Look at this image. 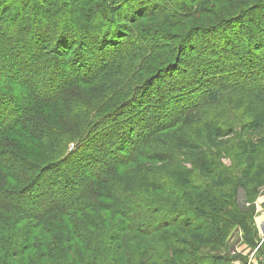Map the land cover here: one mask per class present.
<instances>
[{
	"label": "trees",
	"instance_id": "obj_1",
	"mask_svg": "<svg viewBox=\"0 0 264 264\" xmlns=\"http://www.w3.org/2000/svg\"><path fill=\"white\" fill-rule=\"evenodd\" d=\"M73 1L0 0V264L245 262L222 251L228 229L258 243L264 139L233 152L232 194L183 166L161 180L150 163L191 122L222 138L233 123L212 113L232 92L254 100L261 132L264 0H220L208 15L184 0ZM121 78L128 88L95 107L80 99Z\"/></svg>",
	"mask_w": 264,
	"mask_h": 264
},
{
	"label": "rangeland",
	"instance_id": "obj_2",
	"mask_svg": "<svg viewBox=\"0 0 264 264\" xmlns=\"http://www.w3.org/2000/svg\"><path fill=\"white\" fill-rule=\"evenodd\" d=\"M70 4L74 5L77 1L68 0ZM180 2V0H176ZM193 1V0H192ZM191 0H184V3H187L189 8H195L198 12L200 11L203 15H208L210 13V10H214L218 6V2L220 0H200L198 3H192ZM223 1V0H222ZM81 3V1H79ZM220 3V2H219ZM75 6V5H74ZM197 7V8H196ZM253 16L256 18L254 21L258 22L264 18V16L253 13ZM249 21L245 22V25H248ZM264 25V23H263ZM233 30V29H232ZM230 29V31H232ZM176 33H179V30H174ZM176 42V41H175ZM174 42V43H175ZM230 48V47H228ZM2 77V76H1ZM106 92L103 94L102 91H100L101 88L98 90L96 89H89L87 92H83L82 97L80 98L87 104L88 106L95 107V105L98 103V101L105 97H110L113 95V93L117 90L122 91L123 89H127L129 86V80L121 78L119 81H114L110 85L106 83ZM80 97V95H79ZM252 100L250 97L246 95H242L241 93L236 92L235 94L232 92V94L226 95L218 105L215 106L214 111L212 114L220 115L221 117L225 116L226 119H229L233 124V128L226 130L223 134H220L222 138H219V135H214L212 132L207 130L206 127L198 123L199 121L191 122L185 127V132L188 133V136L185 138L184 145H181V143L176 140L177 136L175 137V141H177V145L174 143L171 144V150L167 149V152L165 154H161L162 156L156 161V163H150V165L154 166L156 170L158 171V175L160 176L161 180L163 177L169 175V171H174L176 174H179L180 166L185 167L188 172H190L191 176L195 180L198 181V184L200 186H210L211 192H219L221 195L223 193H233V187L236 183V170H238V162L240 161L237 159L236 154H233V152L237 151L240 152L244 149V146H247L248 143H253L255 145L260 144L264 139V119L258 120L257 124H259L258 127H260V133H252L250 132V122L251 117L253 114H256V111L252 107ZM261 106L264 107V100L260 101ZM99 106V105H98ZM97 108V107H96ZM94 108V109H96ZM245 124L247 125V129H244ZM68 126V125H67ZM69 129V126L66 127V129ZM176 129L172 132V134L175 135ZM182 131L177 132L178 134H181ZM183 133V132H182ZM170 131L161 135L162 139L166 138V135H170ZM177 134V135H178ZM230 134V136H228ZM165 135V136H164ZM165 137V138H164ZM168 137V136H167ZM174 139L170 138L169 140ZM37 156H41V152H37ZM209 158H214L216 160L215 166L210 165ZM180 177H177L175 179H172L174 181H177V185H181L178 180ZM227 178V180H226ZM222 179H225L223 182ZM171 181V180H169ZM223 182V183H222ZM174 191H173V203L176 205H186L189 200H182L180 197L181 192L173 185ZM181 190L186 191V188L179 187ZM202 189V188H201ZM241 193L236 192L235 196L240 198V202L242 201L243 207H251V204L253 206L256 205V202L252 203V200L249 201V203H245L244 196H240ZM263 194V193H262ZM192 200L194 203L199 205V193L192 194ZM257 201V200H256ZM200 206V205H199ZM204 207V206H202ZM216 208V205H214ZM205 208V207H204ZM222 208V206H221ZM252 209V208H251ZM256 210L254 211L255 215ZM253 215V217H254ZM116 222L114 221V224ZM255 224V220H254ZM9 225V224H7ZM12 225L8 226L9 228ZM256 227V224H255ZM15 228H17L15 226ZM19 228V226H18ZM21 229H24L23 226L20 227ZM122 228V226H121ZM257 230V228H256ZM259 232V231H257ZM227 248L225 251H222L223 253L228 252L232 256L235 255H242L246 261H236L237 264H252L254 263V260L256 259V253H258L259 250L252 249L254 246L247 240L245 243L247 248L244 249H252V258L254 256L255 259L250 261V257L247 256V253H245L240 247V245H237L238 238L240 241L243 239H240L242 235L244 234L242 230H236V229H228L227 230ZM120 235V234H119ZM125 233L123 234V236ZM247 238V235H243ZM236 240V243H235ZM258 241L259 240V234H258ZM54 244V243H53ZM133 243H129V245L132 246ZM243 243L241 242V245ZM264 246V243L263 245ZM257 248V245H256ZM242 253H241V252ZM249 251V252H251ZM235 263V262H234Z\"/></svg>",
	"mask_w": 264,
	"mask_h": 264
},
{
	"label": "crops",
	"instance_id": "obj_3",
	"mask_svg": "<svg viewBox=\"0 0 264 264\" xmlns=\"http://www.w3.org/2000/svg\"><path fill=\"white\" fill-rule=\"evenodd\" d=\"M254 207H255L254 210H256L255 215H254V220H255L256 226H258V228L260 230L259 236H261V239H262V237H263L262 233H264V193L259 196V198L256 201V205ZM240 239H242V237H240ZM236 240H237V245H240V247H242L243 248L242 250L244 251V249L247 248V246H244V245H246V243H244L243 240L240 241L238 238H236ZM236 240H235V243H236ZM241 242L243 243L242 245H241ZM254 248L256 249V247H253L252 249L254 250ZM251 250L248 249V250H246V252L244 251L245 253H247V256L250 257V261H251V259L253 261L255 259V257L257 256L256 259L254 260L253 264H264V246H262L259 249L258 253L255 254L256 256H254L253 258H252V255H254V254L251 255V253L253 251V250L252 251ZM249 251H251V252H249ZM250 264H252V262H250Z\"/></svg>",
	"mask_w": 264,
	"mask_h": 264
},
{
	"label": "built area",
	"instance_id": "obj_4",
	"mask_svg": "<svg viewBox=\"0 0 264 264\" xmlns=\"http://www.w3.org/2000/svg\"><path fill=\"white\" fill-rule=\"evenodd\" d=\"M256 228H257V231H260L259 230V228H258V226H256ZM258 234L260 235V233L258 232ZM263 235V237H262V239H261V236H259V240L260 241H258V243H257V248H256V250H259L261 247H262V245H263V243H264V233H262ZM234 264H237L236 262L234 263Z\"/></svg>",
	"mask_w": 264,
	"mask_h": 264
}]
</instances>
